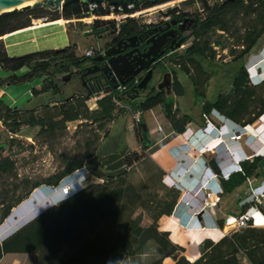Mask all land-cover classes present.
<instances>
[{
    "label": "trees",
    "instance_id": "1",
    "mask_svg": "<svg viewBox=\"0 0 264 264\" xmlns=\"http://www.w3.org/2000/svg\"><path fill=\"white\" fill-rule=\"evenodd\" d=\"M192 2L205 3L206 0H187L185 4ZM225 5L228 8V13H231L232 10L236 13L242 12V17L247 19L244 33L240 39L236 38V41L243 47L238 51L230 50V54L233 55L231 61L235 65L227 89L219 90L215 99L207 100L204 98L199 102L201 126H204L205 117L212 109L218 110L224 116L243 125L253 123L264 111V98L256 95V89L250 83L245 66L246 57L252 52H257L260 46L264 44V0H238V3ZM87 8V3L78 0L66 4L60 11L44 12L42 7L28 5L1 13L0 69L11 71V73L0 77V87L5 84H20L34 77L43 76L41 86L31 89L33 96L47 92L58 93V89L54 86V77L66 71L70 67L69 65H79V67L84 65L85 62L82 61L88 58L84 54H77L76 44L71 43L58 49H46L10 57L5 52V45L1 36L26 27L38 18L55 20L62 17L63 19H72L88 16ZM138 8L137 5L134 9H128L127 4H125L122 6L121 12L129 13ZM93 13L103 15L107 11L97 8ZM117 24L115 20L94 19L88 25L94 26L98 30L95 33L99 34L103 31V27L116 29ZM224 24L223 14L215 9V13L201 24V30L205 33V29L212 27L211 30L214 32V27L223 28ZM79 25H86V23L79 22ZM118 27L120 35H128L136 29L137 23L134 18H125ZM208 43L209 40H206L202 46L193 45L190 53L183 56L184 59L195 62L198 61L197 58L206 59L208 56L213 59L215 53L208 50ZM185 60L180 61L187 63ZM20 68H25L26 71L21 74L12 72ZM183 70L186 72L185 68ZM201 82H194V93L203 94V91L199 89ZM261 88H264V84L260 85ZM174 93L177 95L185 94L181 84L176 86ZM97 96V107L94 109H90L86 104L88 99L86 97H73L67 101L65 98H60L52 101V104L49 100L50 103L41 104L36 109L12 108L0 98V122L9 130H16L22 126L38 127L37 133L45 137L63 135L62 129L56 130L55 126L58 123L64 126L65 122L70 121L81 120L86 125L87 123H96L97 128L103 129L106 123L113 119L114 112L119 110L117 101L126 103L129 109L141 113L157 105L162 106L164 116L176 133L184 132L186 124L192 120L190 114L180 115L178 108L174 107V100L167 99L160 93L146 97L138 103V106L125 99L123 93L118 90L104 93L102 96L97 94ZM143 122L140 119L136 126L137 136L141 137L142 140ZM2 143H6V141ZM146 147V143H143L142 149L145 150ZM2 149L3 147H0V150ZM84 151L77 159L66 162L63 169L44 182H35L29 186L30 181L23 180L27 187L26 190L22 195L17 196L18 198L14 200V203L8 204L3 209L0 214V223L10 214L15 205L28 197L33 189L42 183L46 186L56 187L67 176L82 168L87 161L86 168L95 179L88 182L79 193L49 206L12 235L2 240L0 257L8 252H25L37 253L39 264H118L119 261L123 263L126 257L134 260L144 255L146 258L142 264H161L163 258L167 256L173 258L174 264H240L238 255L243 253V256L245 255L251 263L264 264V229L233 233L230 236H224L216 243L205 240L200 246L201 257L195 262L189 263L181 255L183 248L172 243L168 238V233L159 231L157 224L159 217L171 214L179 197V191L174 188H162L160 192L163 194L156 191L148 194L146 198L132 191L128 202H141L145 209L151 211V222L144 225L141 223V216L132 218L134 210L127 213L125 220L121 217V208L127 206L126 195L129 189L132 190V186L126 184V168H120L117 165L111 166L112 169L109 171L96 169L95 164H92L95 162V154L90 150L89 143L85 144ZM115 157L112 155L108 159ZM260 159L261 157L257 156L252 162L243 161L241 163L242 172L231 173L227 179L219 178L221 179L222 190L225 192L232 191L236 186L242 184L247 176H260L257 169V163ZM131 161L130 159L127 163ZM211 165L213 170L219 172L214 163L211 162ZM13 171L14 162L8 156L1 155L0 175L12 174ZM137 185L141 189L147 186L143 182L141 185ZM15 188H19V186H15ZM99 227H104V230L95 233L96 228ZM92 232L95 233V236L90 239L88 235ZM65 244L69 250L68 254L56 262L50 261Z\"/></svg>",
    "mask_w": 264,
    "mask_h": 264
},
{
    "label": "rangeland",
    "instance_id": "2",
    "mask_svg": "<svg viewBox=\"0 0 264 264\" xmlns=\"http://www.w3.org/2000/svg\"><path fill=\"white\" fill-rule=\"evenodd\" d=\"M37 1L43 2L45 0H35L33 2ZM170 1V3L161 6V9L163 11H159V13L164 12L167 8H171L172 6H175L177 4H180V6L182 7V2H184L185 0ZM33 2H29L13 8H21L27 5L32 6L31 4H33ZM159 7L151 8L150 10H148L150 12L148 15L142 16L143 13H135V15H133V18L138 20L153 19L158 15L157 11L159 10ZM194 7L192 6L191 8L186 5L183 8L187 10H193L197 8L196 5H194ZM58 10L60 11V9ZM50 11H52V8H44V12ZM117 18L118 19H115V17H109L108 20L115 19L117 23H120L122 21V17ZM94 19L107 20V18H92L91 21ZM40 20L41 19H38L37 21ZM80 22L89 23L84 21ZM246 23V18L242 17L238 19L237 25L240 28V31L245 27ZM79 26L80 27L76 26V24L74 26L67 25L66 28L69 31L68 34L66 33V30L54 25L51 28L52 34L51 36H49V38L54 39L55 43L59 44V46L53 49L62 48L69 43H75L77 54L79 55L84 54V51L87 48L96 47L98 46L97 43H102L105 41V39L103 38L106 36L105 31L103 32L104 34L101 33L102 36L99 37V34L95 33V31L98 30H96L94 26L88 24ZM105 28L106 27H103L102 30H105ZM107 30H111V28H108ZM215 38L216 36L213 35L211 41ZM222 43L224 44L223 47H221V49L215 53V63H220L223 65L220 68L219 66L218 68H216L215 66L214 68H204L203 73H205L208 77L210 76V79H208L207 77L203 78V81L199 86V89L203 91L202 95L200 93H194V81L191 77L189 78V76L183 72L179 74V79L185 94L178 96L174 95L172 92L170 95H168V93L163 95L167 99L171 98L172 100H176L178 102V111L180 107L181 112L186 110L185 113L195 115L196 117L200 113L199 102L201 100H203L204 98H206L207 100L215 99L216 94L219 90L224 91L227 89V84L230 81V75L233 74V66L235 65L233 61H231L233 59V55L230 54L229 49L232 48V45L237 46V43L235 42L231 34L223 35ZM222 49H224L225 51L223 52ZM254 54L255 52H252L246 57L245 66H256V58L253 57L256 56V54ZM217 55H220V57L217 58ZM82 62H85V64L89 63L90 58H86ZM2 71L5 70L0 69L1 73ZM18 71L19 69L12 72L16 74L25 72L20 71L18 73ZM255 78L253 80H256ZM42 79V77H34L33 79L20 84H5L1 86L0 90H5V95H2L4 101L10 105L29 109H36L41 104L50 103V99L48 96H38L37 98H34L31 94V89L37 85H40L43 82ZM177 89L179 91V88ZM99 96H102V94ZM95 97L97 96L93 95L92 98H88L86 100V104L90 109L96 107ZM260 97L264 98V88H261L260 90ZM52 103L53 102H51V104ZM118 106L121 107L120 104ZM143 113L144 119L147 121V123H149V118L151 117L150 112L144 111ZM83 122L84 121L81 120L65 122L64 126H62L61 123H58L55 126V129H62L63 135L57 137L41 136L39 133H37L38 127L32 128L29 126H22L16 130H9L8 127H5L1 124L0 147H3V149L0 150V156H8L10 160L14 162V171L12 174L0 175V214L8 204L14 203V200L18 198L17 196H20L24 193V190H26L27 187L25 183H23V180H29V186H31L35 182H44V180L63 169L66 162L77 159L81 154H83L85 152V144L89 143L90 150L95 154V162H92V164H95L96 169H101L103 171L111 170V166H113L114 163L118 162V158L120 156V160H123L122 156H126L124 157L126 158V160L130 158L133 161H131L129 164H121L119 166L120 168H126V184L132 186V190L129 189L126 195L127 206H125V208L124 206L121 208V217L123 219H125V217L127 218V213H130V210H134L132 218L141 216L142 224H150L149 222H151V211L149 209H145L141 202L130 203L128 202V200L130 199L132 191L137 194L143 195L146 198L148 194L156 191L160 192L162 188H158V185H156V183L153 184L146 180V174H148L146 172L147 163L145 159L140 160V158H138L141 150L131 151V149L126 148V145L124 146L123 144H120L119 149H123L124 152V154L121 155V150L114 149H117V147H119L117 143L119 142L120 137L123 136L117 135L116 139H110L113 137V133H116L117 131L120 134L124 131V127L126 125L128 126V124L133 123L132 114L129 113V111L124 113V111H122V108H120L119 111L117 110L114 112L113 119L107 122L103 129L97 128L96 123H87L86 125ZM128 133H130V131ZM130 138L131 136H128V139ZM136 138L137 143L142 142V139H140L141 137L139 138L138 136H136ZM3 141H6V143H2ZM136 154L138 155L136 156ZM112 155L117 156L116 161H112L110 158L108 159V157ZM87 162H85L84 164L85 168ZM80 170L81 171H76L74 177L77 176V174L80 172H85L87 179V182L85 183L95 180L87 168H83ZM141 182H143L144 185L147 186H144V188L142 189L139 188L137 184L141 185ZM15 186H19V188H15ZM53 188L54 187L46 186L44 183H42V185L33 189L28 197L20 202L21 204H17L19 206L15 205V208L13 207L14 209H11L10 214L4 219L2 223H0V230L2 231L0 235V241L6 236V234L10 233L14 229L16 231L18 227L20 228L24 226L30 220L34 219L37 215L43 212L46 205L50 206L57 204L58 201L62 199V197H60L58 193H47L48 195L43 197L44 191H54ZM160 194L163 193L160 192ZM28 204L31 205V209H27V211L21 213L20 210L23 208V206H28ZM103 230L104 227L96 228L95 233L101 232ZM95 233H90V236L88 235V237H90V239L94 238ZM68 252L69 250L67 248V245L65 244L64 247H62L61 250L56 255H54L52 259H50V261L56 262L61 257H65ZM139 258L145 257L144 255H142ZM128 264H130V261H128ZM131 264H134V262L132 261Z\"/></svg>",
    "mask_w": 264,
    "mask_h": 264
},
{
    "label": "crops",
    "instance_id": "3",
    "mask_svg": "<svg viewBox=\"0 0 264 264\" xmlns=\"http://www.w3.org/2000/svg\"><path fill=\"white\" fill-rule=\"evenodd\" d=\"M38 19L41 20L37 21ZM38 19H34L32 23L26 27L17 29L9 33H5L4 35L1 36V39L3 40L5 45V52L7 56L10 57L11 55L18 56L19 54L20 55L29 54L35 51L53 49L55 47H58L59 44H56L54 39L49 38V36H51L52 34L51 28L54 25L59 26L61 29L66 30V33L68 34L69 31L66 28L67 25L74 26L76 24V26L80 27L79 26L80 21H75L73 19H67V18L63 19V17L55 20H46L45 18H38ZM86 24H90V23H86ZM70 44L71 43H69L68 45ZM255 54L256 56L254 57L256 58L255 64L257 66L256 67L257 70L251 72L253 73V75L252 74L251 75L253 76V78L256 77L255 78L256 80L250 83L255 87V89H257L256 95L260 97V90H261L260 85L264 84V44L260 46V48L258 49L257 52H255ZM20 71L23 72L26 70L25 68H20L18 73ZM10 73L11 71H2V73L0 72V77H4ZM42 78L44 79L43 76ZM41 84L35 86V88L40 87ZM2 95H5V90H0L1 99H3ZM46 95L47 94L44 93L38 96H46ZM38 96H33V97L37 98ZM92 97L93 96L89 98ZM177 103L178 102L174 100L175 108L176 107L178 108L179 106ZM117 104L121 105V107L117 105L118 109L122 108V111H124V113L129 111V113L132 114V118H133V113L135 112V110L129 109L128 104L126 103L117 102ZM8 105L12 108L17 107L15 105H10V104ZM146 111L150 112L151 114V117L149 118L150 120L149 123H147V121L144 119L143 117L144 113H141L140 116V119H142L147 126V134L149 136V140L147 142H144V144L146 143L147 145L145 151L142 149L143 143L142 144L137 143V138H136L137 125L134 122V118H133V123L128 124V126L126 125L122 133L119 134V132L116 131V133L112 134L113 137L111 136L112 138L110 139L112 140L116 139L117 135L123 136L120 137L119 142L117 143L119 147H117V149H114V150H121L120 151L121 155L124 154V152L123 149H119L120 144H123L124 146L126 145V148L131 149V151L141 150V153H139L138 158H140V160L145 159L147 163L146 172L148 174H146L147 175L146 180L148 182L151 183L155 182L156 185H158V188L160 187L174 188L171 185V182L168 178L170 175L171 178L178 180L180 184L185 186H190L195 182V179L197 177L196 175H198L196 172H193L192 171L193 168L190 167L191 166L190 164L193 161L195 162L194 164L197 166H201L203 163H205L213 170V167L211 165L212 162L219 169L220 173L222 171L225 172L233 169L232 159L228 154V152L224 149V144L211 142L215 137L214 136L215 131L209 135H205V134L202 135L203 137L201 139V142L203 143L211 142L213 147L205 152L199 153L198 150L200 149L199 148L200 145L197 142H192L191 139L187 140L183 132L176 133L175 131L172 130L170 122L164 116V113L162 111V106L157 105ZM185 111L181 112V109L179 107L178 113L180 115L188 114L185 113ZM191 116H192V120L191 122L186 124V128L189 127L195 130L197 127L202 125L200 121L201 120L200 113L196 117L195 115H191ZM227 119L231 120V124L230 125L228 124L227 127L225 126L223 130L227 145L233 151V154L237 157H242L245 154L246 155L252 154V150H253L252 148L259 146L258 143L255 144V142L252 141L253 140L252 137L255 136L254 131L252 129L251 131L242 130L241 140L238 141L230 140V139L228 140L227 136L228 134H230V128L231 127L235 128V126H243V124H241L240 122H236L228 117ZM256 124L257 123L254 121L253 123L246 125L255 128ZM0 126H1V122H0ZM129 131L130 133H128ZM128 136H131V138L128 139ZM250 141L252 142L249 143ZM116 157L112 158L111 160L116 161L117 160ZM122 157L123 160H120L121 158L120 156L118 158L119 159L118 162L114 163L113 166H117V165L120 166L121 164H129L127 162L129 161L130 158L126 160V158H124L126 156H122ZM254 158L255 157L246 160L252 162ZM257 169L259 172V168ZM213 171L217 172L215 170ZM231 173H236V172L232 171ZM260 179H262L261 175L247 176L242 184L236 186L232 191L229 192L227 191L225 192L222 190L221 179H219L218 184L220 185L222 191L218 194V198H216L215 196L211 197V200L216 201V203L210 209H208L207 211H203L197 215H192L188 208L183 206L176 207L174 205L171 214L162 215L161 217H159L157 221L158 230L167 232L169 240L172 243L183 248L181 255L184 256L189 263H193L201 257L202 252L200 246L202 242H204L205 240H210L216 243L219 240H221L224 236H230L233 233H240L244 230H251V229H264V224L261 222H258V224L256 225L249 224L248 226L240 227L235 230H229L225 227V218L227 216L240 215L245 209V207L239 206V201L245 196L247 191H249L250 187L248 180L252 181L253 184H257ZM211 184L215 186L214 182H211ZM174 189L179 191V197H180V193H181L180 190L177 188ZM51 192L55 193L54 191L51 190L50 192L48 190L44 191L43 197L47 196L48 195L47 193H51ZM198 201H200V199ZM195 203H197V201ZM48 206L49 205H46L45 209L48 208ZM27 209L28 210L31 209L30 204H28V206L25 207L23 206L20 212L23 213L27 211ZM18 229L19 227L17 228V230ZM14 232L15 229L12 230L10 233L6 234V236L1 239L0 244L2 240L12 235ZM251 233L253 234V232ZM238 258L240 259V264H253L246 258L245 255L243 256V253H240L238 255ZM128 261H130V264L132 261L134 262V264H137L138 261H139L138 264H142L144 263L145 260L144 258H135L133 260L132 258L126 257L123 260V263L119 261L118 264H128ZM174 262L175 261L171 256H167L163 258L161 264H174ZM0 264H39V256L37 253L8 252V253H4L0 257Z\"/></svg>",
    "mask_w": 264,
    "mask_h": 264
},
{
    "label": "flooded vegetation",
    "instance_id": "4",
    "mask_svg": "<svg viewBox=\"0 0 264 264\" xmlns=\"http://www.w3.org/2000/svg\"><path fill=\"white\" fill-rule=\"evenodd\" d=\"M82 1L85 2L86 0ZM129 1L122 0L120 3L121 7L127 4L128 9H134L138 5L139 8L132 12L143 13V16L148 15L150 13L148 10L151 8L160 6L157 11L158 15L153 19H135L137 27L128 35H120L119 23L116 29L107 30L108 28H105V30L101 31L99 37L105 31L106 36L103 37L105 41L97 43L98 46L95 53L87 56L90 58L89 63L80 67L79 65H69L70 67L66 71L61 72L64 75L62 79H57V76L54 77V86L58 89V93H46L51 102L70 95H72V98H88L87 95L89 93H91V96L98 93L104 94V90L108 86L117 82L119 87L113 90L120 91L125 99L138 106L141 100L150 97V95L158 93L162 95L168 93L170 95L172 92L175 95L176 86L180 84L179 74L181 72L186 73L189 78L191 77L194 82L198 83L203 81L204 77L210 79V76L208 77L203 73L204 68L222 67L223 64L215 63V57L213 59L209 56L206 59L197 58L198 61L196 62L194 60L186 61L183 56L190 53L193 45L202 46L206 40H209L208 50L216 53L223 47V35L231 34L237 46L232 45L229 51L243 47L236 41V38L240 39L245 31V27L240 31L237 25L238 19L242 18V12L236 13L232 10L231 13H228V8L225 5L227 3H238V0H206L205 3L192 2L187 4H185L187 1L185 0L182 2V7L177 4L160 13L159 11H163L161 6L170 3V0ZM128 5H131V7H128ZM186 5L191 8L196 5L197 8L187 10L183 8ZM63 7L60 5L59 9L62 10ZM215 9H218L223 14L225 24L223 28L214 27V32L211 30L212 27H209L203 33L201 24L215 13ZM213 35L216 38L211 41ZM118 41H121V45H117ZM110 47L113 50H118L114 55L127 53L123 63L128 66L126 70L128 73L121 74L120 78L109 75V70L105 74L101 71H96L98 66L105 64L112 57L113 54L105 55L106 50ZM222 51L224 52L225 50L222 49ZM96 57H99V59L96 60ZM218 57L220 55H217ZM180 60H185L187 63H182ZM86 66H92L94 70H89L87 74L83 75L82 79L83 71L81 69ZM184 68L186 72L183 70ZM135 71L137 72L136 74H134ZM84 80L87 83L86 85L83 82ZM135 124L137 125V123ZM142 137L143 143L149 140L147 131L144 133L143 128Z\"/></svg>",
    "mask_w": 264,
    "mask_h": 264
},
{
    "label": "built area",
    "instance_id": "5",
    "mask_svg": "<svg viewBox=\"0 0 264 264\" xmlns=\"http://www.w3.org/2000/svg\"><path fill=\"white\" fill-rule=\"evenodd\" d=\"M88 5L87 13L88 16H84L81 18H74L75 21H84L91 23L92 18H103L108 20L109 17H122V20L125 18H133L135 13L133 12H121L122 7L119 5L111 4L108 0L101 1V2H85ZM131 7V5H128ZM102 8L103 10L107 11L106 14L97 15L94 12L95 9ZM139 13V12H138ZM125 17V18H124ZM111 19V20H115ZM116 21V20H115ZM97 50L96 47L87 48L84 51L85 56H91ZM254 57V56H253ZM253 66H246V69L251 72ZM100 95V93H98ZM103 94V93H102ZM97 96V94H94ZM95 97V99H97ZM141 112L135 111L133 113L134 122L138 123L140 120ZM256 127L252 128L251 126H235V128H230V134H228L227 139L229 140H241L242 139V130H249L251 129L254 131L255 136L252 137V141L255 144H259V146L253 147L252 154L250 155H243L242 157H237L233 154V151L227 145L225 134L223 128L227 125L231 124V120L227 119L226 116L219 113L216 109H212L210 113L205 117V124L204 126H199L195 130L187 127L183 132L185 138L192 142H197L200 145V149L198 150L199 153L205 152L211 149L213 143H223L224 149L228 152L232 159L233 169L229 171H222L214 172L209 166L203 163L201 166L195 165L194 161L190 164L193 168V172H196L195 182L190 186H185L179 183L178 180L171 178L169 175V180L171 185L174 188L180 190V197L177 200L175 206L176 207H186L190 210L192 215H197L203 211H207L210 209L216 201L211 200L212 196L218 198V194L222 191L220 185L218 184L219 178L226 179L229 177L231 172H242L241 162L246 159H252L253 157L260 156L264 158V111L258 116L255 120ZM160 128V127H159ZM248 128V129H247ZM215 131V137L213 141L208 143L201 142L202 135H209ZM250 141L249 143H251ZM84 169L85 166H83ZM80 168V169H83ZM77 171H81V170ZM87 171V170H86ZM76 171L71 175L67 176L65 180H63L59 185L54 187V192L58 193L60 197L66 198L68 196L74 195L81 191L85 187L86 175L85 172H80L77 176L74 177ZM211 182L215 183V186L211 184ZM249 182V191L245 194V196L239 201V206L245 207L244 211L237 216L229 215L225 218V227L229 230H235L240 227L248 226L249 224L256 225L258 222L264 224V178L260 179L257 184H253L252 181L248 180ZM200 199V201H198ZM197 201V203H195Z\"/></svg>",
    "mask_w": 264,
    "mask_h": 264
},
{
    "label": "water",
    "instance_id": "6",
    "mask_svg": "<svg viewBox=\"0 0 264 264\" xmlns=\"http://www.w3.org/2000/svg\"><path fill=\"white\" fill-rule=\"evenodd\" d=\"M24 1H28V0H0V14L3 12H7V11H11L13 9H18V8H13V6L17 5L20 2H24ZM73 1H77V0H45L43 2L37 1L34 2L33 4H31L34 7H38V6H43V7H49L52 8L54 10L59 9L60 5L61 7H63L65 4H68L70 2ZM102 0H86L85 2H101ZM139 1H145V0H139ZM109 2L111 4H120L122 2V0H109ZM127 2H130L129 0H127ZM28 6V5H27ZM24 7V6H23ZM117 45H121V41L117 42ZM118 50H113L112 47L108 48L105 52V55H112V57H110L105 64L98 66L96 71H101L104 74L107 72V70H109V75H114L115 77H119L121 74H127L128 71H126L128 69V66H126V64H124V59L127 55V53L125 54H120L118 53V55H114L115 53H117ZM96 60L99 59V57L95 58ZM83 71V74L81 76V78L83 79V75L87 74L89 70H94V68L92 66H86L83 69H81ZM126 71V72H125ZM137 72L135 71L134 74H136ZM64 77L63 73L57 75V79H62ZM114 79V77H113ZM84 84L86 85V81H83ZM122 83V82H120ZM119 84L116 82V84L108 86V88L106 90H104V93H108L110 91H112L115 88H118ZM87 97H91V93H89L87 95ZM72 98V95L68 96L65 98V100H69ZM142 127H143V132L145 133L147 131V126L145 124V122L142 123ZM257 166L259 168V173L260 175L264 178V158H261L259 160V162L257 163Z\"/></svg>",
    "mask_w": 264,
    "mask_h": 264
},
{
    "label": "clouds",
    "instance_id": "7",
    "mask_svg": "<svg viewBox=\"0 0 264 264\" xmlns=\"http://www.w3.org/2000/svg\"><path fill=\"white\" fill-rule=\"evenodd\" d=\"M256 67H257V66H255V67L252 69L251 72L256 71V70H257ZM246 71H247V69H246ZM247 72H248V76H249L250 82H254V80H253L254 78H253V76H252L253 73H251V72H249V71H247ZM251 74H252V75H251ZM257 77H258V76H257ZM256 82H257V81H256ZM256 82H255V83H256Z\"/></svg>",
    "mask_w": 264,
    "mask_h": 264
},
{
    "label": "bare ground",
    "instance_id": "8",
    "mask_svg": "<svg viewBox=\"0 0 264 264\" xmlns=\"http://www.w3.org/2000/svg\"><path fill=\"white\" fill-rule=\"evenodd\" d=\"M33 1H35V0H28V1H24V2H20V3H18L17 5H15V6H13V7H17V6H20V5H23V4H26V3H29V2H33ZM34 3V2H33ZM85 182H87V181H85ZM85 184H87V183H85ZM1 230H0V235H1Z\"/></svg>",
    "mask_w": 264,
    "mask_h": 264
}]
</instances>
